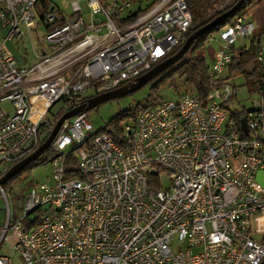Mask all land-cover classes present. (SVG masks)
Here are the masks:
<instances>
[{"label": "built area", "instance_id": "obj_1", "mask_svg": "<svg viewBox=\"0 0 264 264\" xmlns=\"http://www.w3.org/2000/svg\"><path fill=\"white\" fill-rule=\"evenodd\" d=\"M39 2L0 0V180L52 133L56 104L65 99L71 111L90 88L101 95L135 82L185 44L193 25L188 0H157L141 12L129 0H87V17L74 0L63 23L55 12L42 16L50 53L22 69L8 44L36 27ZM256 29L239 16L211 34L208 42L221 45L207 95L147 109L121 127V142L91 134L86 112L66 121L51 145L52 181L29 191L18 222L0 185V264H14L10 252L21 264H264L256 180L264 173V36L255 47L261 86L239 121L229 73L238 40Z\"/></svg>", "mask_w": 264, "mask_h": 264}, {"label": "rangeland", "instance_id": "obj_2", "mask_svg": "<svg viewBox=\"0 0 264 264\" xmlns=\"http://www.w3.org/2000/svg\"><path fill=\"white\" fill-rule=\"evenodd\" d=\"M45 6L42 2H39L36 6L37 12V25L30 32L25 33L22 37L16 38L13 42L9 43L8 48L12 53L19 59L23 60L26 64H35L40 61L43 57V52L50 53V47L44 40L45 27L41 21L42 16L48 11V13L55 12L59 15V19H63L65 16L71 15V3L74 0H44ZM154 0H142L141 5L145 7L148 3ZM236 0H226L225 2H218L213 0L215 3L214 10H223L228 6L232 5ZM217 2V3H216ZM83 7V15L85 17L89 14V9L87 7V0H81ZM135 9L138 3H133ZM222 5L224 6L222 8ZM217 34V32H216ZM4 32L0 28V40L3 38ZM6 36V35H5ZM209 39V38H208ZM221 42L217 39L213 43L207 42L201 55L204 56L208 63L211 64L214 60V55L219 49ZM250 46V42L247 39H239L236 44V49L241 47ZM235 81L232 82V86L237 91V97L233 98L231 102V110L245 111L249 110L251 107L250 95L247 87H242L245 83V78L243 75H235ZM151 80L141 89L128 94L124 97L111 99L100 104L98 107L91 109L87 112L88 120L93 126V131L91 134H98L105 132L111 125L110 123L119 114L126 111H134L138 106L145 107L149 104L152 99H157L159 104L163 101L176 99L177 92L172 87V82L167 81L166 83L160 81ZM179 81V80H178ZM122 88V87H121ZM98 96L95 88H90L80 95L81 101L90 100ZM158 104V105H159ZM72 105L69 104L67 100H62L55 105L52 112L49 114V119L52 123L57 124V118L63 113L70 111ZM72 120V119H71ZM70 120V121H71ZM134 120L130 116L124 117L120 122L121 127L130 124ZM51 131L47 130L42 136V142H45L50 136ZM52 159L47 157L40 165L33 167L32 169L22 172L19 177L8 182L5 187H2L3 192L9 198L10 210H11V222L15 223L21 220L24 216L25 203L29 191L38 184L50 183L53 177V166ZM160 186L163 189H170L171 180L169 174L162 172L160 174ZM3 186V185H2ZM6 208L3 202L2 192L0 191V222L3 220L2 212ZM174 252H176L175 247H173ZM14 260V264H21V260L13 252L9 253Z\"/></svg>", "mask_w": 264, "mask_h": 264}, {"label": "trees", "instance_id": "obj_3", "mask_svg": "<svg viewBox=\"0 0 264 264\" xmlns=\"http://www.w3.org/2000/svg\"><path fill=\"white\" fill-rule=\"evenodd\" d=\"M129 1L138 4L142 3V0ZM156 1L157 0H154L148 3L146 7H149ZM217 1L222 3L226 0ZM237 2H239V0H236L232 5L228 6L223 10H214L213 8L215 7V3L213 2V0H188L190 9L193 14V25L187 33V37L189 38L201 28L207 26L215 19L224 15L226 12L232 9ZM142 9L144 8H140V6H138L137 12ZM239 16L249 18L250 21L256 24L257 29L253 39L249 40V48L242 47L236 49L235 47L234 59L232 65L229 68V72L234 76L237 74L244 76L245 87H247V90L250 95L253 96L257 92H259L261 86V71L259 65L256 62L255 47L259 42L260 38L264 36V0H246L240 11H238L235 15L220 21L216 25V27H214L210 32L199 37L180 62L160 74L158 77L155 78L154 81H160L162 82V84L166 83L167 81H171L172 87L177 92L178 97L189 92H196L202 97H205L210 90V80L208 77V70L210 64L208 63V60L201 55V52L207 45L208 38L211 34L222 30L228 25H231L234 19ZM63 21V19H58L56 24L63 23ZM183 45L184 44H182L175 52H173L169 56V58L177 54V52L183 47ZM159 103L160 102H158V100L155 98L152 99L149 104L145 107L138 106L134 111H126L119 114L113 119V121L110 123L111 126L106 129L105 132H108L113 137H115L117 142H121L122 138L120 122L123 120V118L130 116L131 119L135 121L143 112H145L151 107L157 106ZM245 112L246 110L240 112H233V119H238L239 121L244 116ZM64 114L65 113H63L57 118V122L64 116ZM43 143L44 142H42L41 144ZM47 157H50L51 159L54 157V152L51 147L42 157H40L38 160L30 164L27 168H25L23 172H26L32 169L33 167L40 165L43 161H45ZM19 175L14 177L13 179H16L17 177H19ZM13 179H11L10 181H12ZM7 183H5L2 187L4 188Z\"/></svg>", "mask_w": 264, "mask_h": 264}, {"label": "water", "instance_id": "obj_4", "mask_svg": "<svg viewBox=\"0 0 264 264\" xmlns=\"http://www.w3.org/2000/svg\"><path fill=\"white\" fill-rule=\"evenodd\" d=\"M246 0H239V2L236 3V5L230 9L228 12H226L224 15L220 16L219 18L212 21L207 26L201 28L197 32H195L192 36H190L183 47L175 54L173 57L166 60L164 63L156 66L153 70L148 72L147 74L143 75L142 77L138 78L135 82L128 84L126 86H123L122 88L113 90L108 93H104L101 95H98L90 100H87L85 103H83L81 106L67 112L64 114V116L57 122L54 130L50 134V136L47 138V140L40 146V148L34 152L32 155L27 157L22 162L18 163L17 165L13 166L6 174L2 177L0 180V185H4L14 177L21 174L25 168H27L30 164L38 160L40 157H42L51 147L54 139L56 138L57 134L59 133L61 127L66 121L71 120L75 116L81 114V113H87L89 110L94 109L98 107L100 104L109 101L111 99L124 97L128 94H131L139 89H141L143 86H145L147 83H149L154 78L158 77L163 72L167 71L169 68L180 62L185 55L190 50L191 46L194 44V42L204 34L210 32L216 25L224 20L227 19L233 15H235L238 11L241 10L242 6L244 5ZM242 130L244 133H248L246 119H242ZM152 174L157 175L156 171H153Z\"/></svg>", "mask_w": 264, "mask_h": 264}, {"label": "crops", "instance_id": "obj_5", "mask_svg": "<svg viewBox=\"0 0 264 264\" xmlns=\"http://www.w3.org/2000/svg\"><path fill=\"white\" fill-rule=\"evenodd\" d=\"M138 6H141V4H138L137 5V8L136 9H138ZM248 20L250 21V19L248 18ZM41 21H42V23H43V25H44V27H45V34L48 32V28L45 26V24H44V21H43V17L41 18ZM38 22V21H37ZM252 22V21H251ZM255 24V23H254ZM256 25V24H255ZM257 27V26H256ZM0 28H1V30L4 32V35L2 36L3 38H1V40H0V45L2 44V42H3V40H4V38H5V35H6V30L5 29H3L1 26H0ZM45 34H44V37H45ZM9 45V44H8ZM242 48V47H241ZM45 54H48V53H46V52H43V56L45 55ZM15 56V55H14ZM16 57V56H15ZM214 57V56H213ZM16 59H17V62H18V66H19V68H22V69H28V68H31L32 66H34L35 64H37V63H35V64H32V65H30V64H26V63H24V61L23 60H21V59H19V58H17L16 57ZM230 73V72H229ZM235 76L233 75V77L231 78V84H232V82H234L235 81ZM242 87H245V83H244V85L242 86ZM235 89H236V86H235ZM237 92V91H236ZM250 95V94H249ZM256 180H257V182L260 184V185H262L263 187H264V173H262V172H260V173H258L257 174V177H256Z\"/></svg>", "mask_w": 264, "mask_h": 264}]
</instances>
